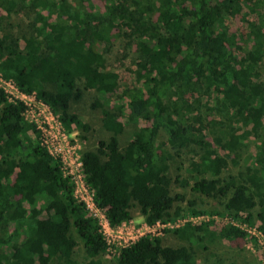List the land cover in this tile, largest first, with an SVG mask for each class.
Returning <instances> with one entry per match:
<instances>
[{
	"label": "trees",
	"instance_id": "16d2710c",
	"mask_svg": "<svg viewBox=\"0 0 264 264\" xmlns=\"http://www.w3.org/2000/svg\"><path fill=\"white\" fill-rule=\"evenodd\" d=\"M100 1L0 0L4 77L35 94L69 132H89L72 105L85 90L96 94L91 106L102 110L111 136L84 150L81 160L97 208L112 227L129 221L134 207L149 224L195 208L196 201L172 190L168 146L197 158L187 177L177 176L181 187L220 201L223 208L213 213L237 219L246 214L264 231V14L246 20L245 31L236 34L226 20L241 13L240 0ZM14 15L32 19L25 31L15 30ZM114 39L137 48L135 84L120 93V73L106 56ZM205 97L214 98L213 109L225 116L227 127L211 129L214 122H203L199 131L191 113ZM25 110L0 89V264H79V246L86 264H107L98 219L76 198L60 160L41 143ZM130 124L142 125L123 147L120 137ZM232 126L243 133L233 134ZM208 135L213 142L205 140ZM252 135L262 144L249 158L255 166L245 177H224ZM199 229L187 224L173 230L187 242L177 247L141 237L121 249L116 263L199 264L193 246ZM244 235L233 226L215 234L230 240Z\"/></svg>",
	"mask_w": 264,
	"mask_h": 264
},
{
	"label": "rangeland",
	"instance_id": "374dc122",
	"mask_svg": "<svg viewBox=\"0 0 264 264\" xmlns=\"http://www.w3.org/2000/svg\"><path fill=\"white\" fill-rule=\"evenodd\" d=\"M243 4L241 13L236 17H227L226 24L231 29L233 33L239 34L245 31V21L246 20H255L257 15L264 14V0H240ZM99 5H102L100 0H97ZM20 17V18H19ZM13 22L15 23L14 28L16 31L22 32L28 28V24L31 23L32 19L27 17V15L22 16H13ZM147 39V38H146ZM148 40V39H147ZM128 44L123 39H114L110 49L108 51L107 59L108 66L112 70H116L120 73L121 76V88L119 93L127 86L135 84L134 72L136 66H134L135 56L137 55V48L133 43L130 48ZM128 49H127V48ZM105 49L104 47L101 50ZM264 76V75H263ZM264 80V77H262ZM264 85V84H263ZM96 94L94 91H83V97L80 101L74 102L72 105V111L79 114L80 118L90 126V130L87 133H82L79 129L73 128L68 132L69 137L74 145L77 146L78 153L81 155L82 152L86 149H96L98 142L100 140H108L111 136L102 125V110L92 108V103L95 100ZM189 98V96L187 97ZM202 104L196 105L199 110H196L191 113L195 124L199 131L204 127L202 123L205 124L214 122L216 125L211 129H218L220 124H223L227 127L229 122L226 120L225 116L221 115L218 111L214 110L216 104L214 98L205 97L201 100ZM39 107L38 104L35 105V108ZM41 115V117H40ZM48 115L47 111L42 107L36 113H30L27 115V120L30 122L32 119H39V122L43 120L42 116ZM125 121V118H122ZM142 124L134 125L130 124L127 126V130L120 137L121 145L126 146L131 132L139 128ZM223 127V128H226ZM38 130V129H37ZM40 130V128H39ZM41 131V130H40ZM231 132L233 134L243 133V131L238 130V126L233 127ZM40 139V138H39ZM206 141L213 142V137L211 135L206 136ZM161 142H166V136L162 135ZM239 152V157L232 161L230 159V164L225 173L224 177L229 175L245 177L249 167H254V159H249L252 155L259 154L258 147L262 146L261 139L257 135H252L249 140L243 142ZM172 155L173 158L170 160L171 168L170 175L174 179L172 183L173 192H184L187 197V202L196 201L195 208L189 209L184 213L180 219H187L191 221L196 226H199V238L194 242L193 246L196 252L197 262L199 264H264V231L260 228L258 222L251 223L247 221L246 214H243L241 218H238L236 221L246 222L255 229V235L245 234L243 237H238L234 239H225L215 236L220 231V227L226 226L222 218L224 215H217L212 211L217 209H222L223 204H220V201L208 199L203 196H199L193 193L190 187H181L176 181L177 176L185 178L188 176L187 169H194L193 166H190L192 162H195L197 158H194L193 154H185L182 152L180 155L175 154V150L170 149V147L165 146ZM220 153L224 155L225 153L220 150ZM236 157L235 154L232 155V158ZM249 159V160H248ZM193 183V182H191ZM75 193L81 199V192ZM84 199L87 200L89 207V214L96 215L100 223L103 225V233L107 237L110 235V230L104 228V215L101 211L97 210L91 201L90 195L82 192ZM187 207V204H185ZM133 216L121 226L115 233H111V243L109 244V250H107L103 255L102 259L107 264H117L116 263V250L118 251L122 246L131 239H136L138 233H143V225L146 220L141 216L139 209L134 207L132 209ZM232 217L228 214L225 217ZM217 217V218H213ZM244 219V220H241ZM105 231V232H104ZM140 231V232H139ZM158 237L162 239L164 246H181L187 244L186 241L176 237L172 230H167L160 234ZM76 260L79 264H86L87 259L86 255L81 246L76 249Z\"/></svg>",
	"mask_w": 264,
	"mask_h": 264
},
{
	"label": "built area",
	"instance_id": "2783aa9c",
	"mask_svg": "<svg viewBox=\"0 0 264 264\" xmlns=\"http://www.w3.org/2000/svg\"><path fill=\"white\" fill-rule=\"evenodd\" d=\"M0 89H2L8 96V101L11 103L16 102H22L26 106V110L24 111L25 119L27 120V115L30 113H36L40 107L45 109L48 113V115L42 116L43 120L39 122V119H32L30 122L34 123L37 127V131L40 134V140L41 143L48 149L49 153L60 160V166L62 169V172L64 173L65 177L70 178L74 185V194L76 198H78L80 201H82L88 211L89 207L87 204V200H85L84 195L82 192L90 195L91 201L93 202V205L95 208L99 211L100 209L97 208V206L94 203V192L90 189V187L86 184L85 178H84V170H83V164L81 160V155L78 153L77 146L73 144L71 137H69L68 132L63 127L62 123L59 121V119L54 115L51 108L47 106L45 103L40 101L35 94H26L19 90L18 86L12 79H8L3 76V74L0 71ZM38 104L39 107L35 108V105ZM41 117V115H40ZM28 121V120H27ZM29 122V121H28ZM40 128V130H39ZM75 186H76V192H81V199L76 195L75 193ZM84 197V198H83ZM104 215V228H108L110 230V235L105 236L102 229V224L100 223L99 218L96 215H92L96 217L99 221L100 230L103 233L109 250V244L111 243V233H115L121 226H123L126 222H124L122 225L118 227H112L104 212L101 211ZM181 217H178L175 220H170L166 222H156L154 224H149L145 222V224L142 227V230H144L143 233H138V237L136 239H131V241L127 242L124 246H122L118 251L116 250L117 256L121 252V249L124 247H127L137 240H139L141 237L144 236H152V237H158L160 234L167 230H175L178 228H181L187 224H193L191 221H188L187 219H180ZM217 218V217H213ZM241 218V217H240ZM223 222H225L227 227H235L240 229L244 234H253L255 235V229L254 227H251V225L247 224L246 222L242 221H236L237 218L235 217H225L222 218ZM244 220V219H241ZM128 222V221H127ZM102 225V226H101ZM196 226V225H195ZM105 232V231H104ZM140 232V231H139Z\"/></svg>",
	"mask_w": 264,
	"mask_h": 264
}]
</instances>
